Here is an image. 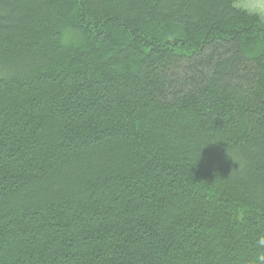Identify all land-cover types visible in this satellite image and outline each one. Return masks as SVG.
<instances>
[{
  "label": "trees",
  "instance_id": "16d2710c",
  "mask_svg": "<svg viewBox=\"0 0 264 264\" xmlns=\"http://www.w3.org/2000/svg\"><path fill=\"white\" fill-rule=\"evenodd\" d=\"M238 1L0 0V264H264Z\"/></svg>",
  "mask_w": 264,
  "mask_h": 264
},
{
  "label": "clouds",
  "instance_id": "9594fccd",
  "mask_svg": "<svg viewBox=\"0 0 264 264\" xmlns=\"http://www.w3.org/2000/svg\"><path fill=\"white\" fill-rule=\"evenodd\" d=\"M244 6L264 12V0H258V3L256 4H249V5H244ZM261 243L264 244V240H262Z\"/></svg>",
  "mask_w": 264,
  "mask_h": 264
},
{
  "label": "rangeland",
  "instance_id": "374dc122",
  "mask_svg": "<svg viewBox=\"0 0 264 264\" xmlns=\"http://www.w3.org/2000/svg\"><path fill=\"white\" fill-rule=\"evenodd\" d=\"M239 5L242 6V7H245L244 5H249V4H256L258 3V0H239L238 1ZM247 9H250V10H254V11H258V10H255L253 8H249V7H245ZM261 12V11H259ZM264 14V12H261Z\"/></svg>",
  "mask_w": 264,
  "mask_h": 264
}]
</instances>
